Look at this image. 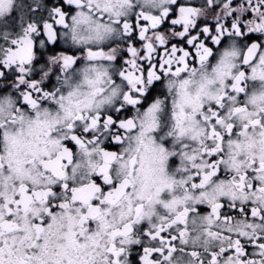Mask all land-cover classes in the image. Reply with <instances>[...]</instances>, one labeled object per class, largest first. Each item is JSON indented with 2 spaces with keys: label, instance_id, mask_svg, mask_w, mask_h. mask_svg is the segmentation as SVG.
<instances>
[{
  "label": "snow or ice",
  "instance_id": "1",
  "mask_svg": "<svg viewBox=\"0 0 264 264\" xmlns=\"http://www.w3.org/2000/svg\"><path fill=\"white\" fill-rule=\"evenodd\" d=\"M0 264H264V0H0Z\"/></svg>",
  "mask_w": 264,
  "mask_h": 264
}]
</instances>
